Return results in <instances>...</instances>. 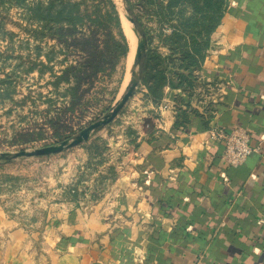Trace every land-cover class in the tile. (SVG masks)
<instances>
[{
    "label": "crops",
    "instance_id": "0c3cea01",
    "mask_svg": "<svg viewBox=\"0 0 264 264\" xmlns=\"http://www.w3.org/2000/svg\"><path fill=\"white\" fill-rule=\"evenodd\" d=\"M238 7L204 61L215 101L209 116L197 110L206 126L190 115L174 128L172 108L195 111L193 96L208 89L165 87L159 102L147 100L154 129L143 128L100 198L62 204L37 235L0 218V264H264V11L247 18ZM236 125L257 149L224 166L210 130Z\"/></svg>",
    "mask_w": 264,
    "mask_h": 264
},
{
    "label": "rangeland",
    "instance_id": "374dc122",
    "mask_svg": "<svg viewBox=\"0 0 264 264\" xmlns=\"http://www.w3.org/2000/svg\"><path fill=\"white\" fill-rule=\"evenodd\" d=\"M129 1L146 38L130 24L126 2L113 3L123 35L128 27L137 37V46L145 45V82L140 78L112 121L91 131L87 140L52 154L15 157L21 150L68 143L82 129L99 122L120 100L132 71L139 75V66L137 62L129 64L126 57L114 65L113 54L108 53L103 70L90 72L77 39L78 32L87 35L93 30L92 0H0V218L15 222L28 234H40L44 226L53 225L62 204L100 198L126 150L140 146L136 137L143 128L154 129L149 122L156 117V106L147 108V100H151L145 86L156 78L159 64L154 54L168 55L159 65L167 67L168 78L181 71L178 56L169 54L166 37L191 17L192 4L185 0ZM221 4V8L234 9L238 2L223 0ZM215 5L201 7L198 17L206 20L200 18V25L216 21ZM216 27L209 33L200 67L193 70L192 92L198 83L207 89L203 67ZM192 29L190 25L188 31H195ZM209 92L199 88L194 102L199 106ZM209 104L208 100L204 106L207 113ZM234 127L247 131L241 125ZM250 145L254 147L251 139ZM221 159L224 166H233L223 159V150Z\"/></svg>",
    "mask_w": 264,
    "mask_h": 264
},
{
    "label": "trees",
    "instance_id": "16d2710c",
    "mask_svg": "<svg viewBox=\"0 0 264 264\" xmlns=\"http://www.w3.org/2000/svg\"><path fill=\"white\" fill-rule=\"evenodd\" d=\"M128 9L130 18L134 20V24L139 33L146 38L145 33L140 29V24L137 16L133 12L131 3L129 0H124ZM187 3L192 4L194 7L192 10L191 17L185 18L181 21L180 27H174L170 34L166 37L170 41V45H166L169 54L172 56H178L177 61L179 63V72L174 73L173 78H168L166 75L167 67H160V64L164 63L165 57L161 53L156 52V59L159 65L156 67V78L154 81L145 83L148 96L152 102H159L164 94V88L170 87L173 89L184 88L186 90H191L192 80L195 81V75L193 70L200 67L203 60V49L207 47L209 41V33L217 25L220 17L226 13H235L240 10V1L237 0L238 4L234 9H229L227 7L221 8V3L223 0H185ZM247 4L244 5L247 18H250L249 11L251 10L252 15L256 16L258 14H263L264 11V0H246ZM215 3V9L217 11V19L214 23L210 25H200V18L203 21L206 20L205 17H198L200 14L201 7H206ZM262 4L260 10L254 8L259 7ZM92 19L91 24L93 30L85 35L83 31L78 32V42H81L80 53L82 59L87 62L90 72H98L103 70L102 62L105 59V55L108 53L113 54L114 65L118 64L123 58L127 56L128 44L125 36L120 31V19L116 11L113 0H92ZM201 16V14H200ZM211 19L210 17H207ZM199 21V22H198ZM192 25L195 31H188V27ZM198 25V26H197ZM199 28V29H197ZM115 30V31H114ZM142 32V33H141ZM199 38V39H198ZM147 56V51L143 52L141 58L137 62L139 66V77L142 83L145 82L142 73V64ZM109 64V66H113ZM191 94V93H190ZM78 100V97L73 101ZM180 104V103H178ZM174 128L189 124L190 115L193 118L198 119L203 126H206L208 118L203 117L201 113L197 110L192 109H182L181 107H176ZM208 113L207 116H209Z\"/></svg>",
    "mask_w": 264,
    "mask_h": 264
},
{
    "label": "water",
    "instance_id": "95a60500",
    "mask_svg": "<svg viewBox=\"0 0 264 264\" xmlns=\"http://www.w3.org/2000/svg\"><path fill=\"white\" fill-rule=\"evenodd\" d=\"M130 24L135 27L134 20L132 18H129ZM145 45L144 43L142 45H138L135 47V50L133 51L134 59L133 63L138 62L139 59L141 58L142 52L144 51ZM129 52V51H128ZM126 59H128V53L126 56ZM131 63V64H133ZM133 66V65H131ZM140 81V77L136 72L131 73V77L129 79L128 85L125 89V92L121 96L120 100L115 104V106L110 110L109 113H107L99 122H95L90 124L88 127L82 129L76 136L73 138L70 142L63 141L58 145H52V146H46L42 148H37L33 151H25L21 150L17 153H15V157L17 156H34V155H47V154H52L61 151L65 147H70L77 145L81 143L82 141H85L88 139L89 134L91 131L99 128L102 125H105L112 121V119L117 115V113L121 110V108L124 106L128 98L131 97L135 87Z\"/></svg>",
    "mask_w": 264,
    "mask_h": 264
},
{
    "label": "built area",
    "instance_id": "2783aa9c",
    "mask_svg": "<svg viewBox=\"0 0 264 264\" xmlns=\"http://www.w3.org/2000/svg\"><path fill=\"white\" fill-rule=\"evenodd\" d=\"M209 83H207V89L209 90ZM210 94V93H209ZM207 98V96L205 97ZM209 102L214 103L212 95L208 96ZM205 102L204 96L203 100L199 101V106L196 107L197 110L205 114L204 105ZM208 102V101H207ZM175 109V106L172 108ZM210 137L212 139L222 140L223 141V159L225 162L235 166L240 164L245 160V158L252 153L257 147H252L250 145V137L246 130L241 127H234L231 131L224 133L217 128H212L210 130Z\"/></svg>",
    "mask_w": 264,
    "mask_h": 264
},
{
    "label": "bare ground",
    "instance_id": "6f19581e",
    "mask_svg": "<svg viewBox=\"0 0 264 264\" xmlns=\"http://www.w3.org/2000/svg\"><path fill=\"white\" fill-rule=\"evenodd\" d=\"M124 20V19H123ZM122 20V21H123ZM124 23V22H123ZM126 23V22H125ZM124 25V24H123ZM124 32H125V36L126 39L128 41V63L131 64L133 59H134V55H132L133 51L135 50V47L137 46V37L134 34V32L132 30H130L128 27H124Z\"/></svg>",
    "mask_w": 264,
    "mask_h": 264
}]
</instances>
